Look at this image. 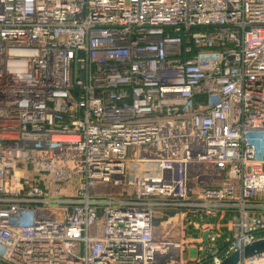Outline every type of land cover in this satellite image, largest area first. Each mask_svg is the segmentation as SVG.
<instances>
[{
    "label": "built area",
    "instance_id": "2783aa9c",
    "mask_svg": "<svg viewBox=\"0 0 264 264\" xmlns=\"http://www.w3.org/2000/svg\"><path fill=\"white\" fill-rule=\"evenodd\" d=\"M186 233L189 264L264 239V0H0V264H184Z\"/></svg>",
    "mask_w": 264,
    "mask_h": 264
},
{
    "label": "rangeland",
    "instance_id": "374dc122",
    "mask_svg": "<svg viewBox=\"0 0 264 264\" xmlns=\"http://www.w3.org/2000/svg\"><path fill=\"white\" fill-rule=\"evenodd\" d=\"M110 191L116 192L118 190L116 188H112L109 190V192ZM180 218H181L180 212H172L169 210L157 209L156 212L153 214V227L155 230V236L163 237L167 239H172L180 236L181 235ZM193 237L194 236H191L187 233L184 234L182 241L186 242L185 249L187 250L188 253V259L184 264H189V260L193 256L189 249L190 245L196 243L195 240H189L190 238L193 239Z\"/></svg>",
    "mask_w": 264,
    "mask_h": 264
},
{
    "label": "water",
    "instance_id": "95a60500",
    "mask_svg": "<svg viewBox=\"0 0 264 264\" xmlns=\"http://www.w3.org/2000/svg\"><path fill=\"white\" fill-rule=\"evenodd\" d=\"M205 234L203 235V241H205ZM264 250V239L253 242L250 245L245 246L242 251H236L228 257L224 258L220 264H238L243 257H247L255 252Z\"/></svg>",
    "mask_w": 264,
    "mask_h": 264
}]
</instances>
